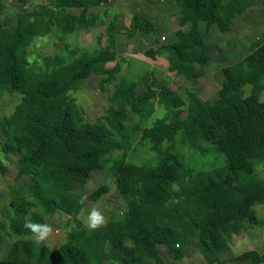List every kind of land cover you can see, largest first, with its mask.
Wrapping results in <instances>:
<instances>
[{"label":"trees","instance_id":"obj_1","mask_svg":"<svg viewBox=\"0 0 264 264\" xmlns=\"http://www.w3.org/2000/svg\"><path fill=\"white\" fill-rule=\"evenodd\" d=\"M29 0H16L25 4ZM111 0H67L72 7L97 8ZM257 0H173L178 11L170 25L175 41L167 47V57L179 73L189 72L195 63L210 60L206 51L193 56L190 50L203 46V34L194 29L204 23L207 32L215 26L220 33L231 28L233 17L242 15ZM0 1V97L19 92L21 98L13 112L1 121L6 139L0 146L5 159L18 176H27L39 185L30 200L14 198L7 214L0 219V243L11 235L37 236L45 229V219L56 214L67 216L72 229L57 248L40 243L38 264H146L160 261L159 245L170 246L178 234L194 236L205 264H220L219 255L227 250V233L261 227L262 217L255 206L264 204V179L257 182L255 165L264 162V37L237 62L222 68V80L213 103L186 102L175 90L163 85L143 92L137 83L117 75L116 16L106 24L103 42L89 52L77 47L38 60L27 58L37 37L47 34L59 39L93 27L97 17L55 15L49 7H35L17 17L13 30L2 26ZM137 32L155 35L153 22L133 14L126 37ZM159 48V47H158ZM156 49L146 51L153 58ZM102 77L100 88L113 83L112 97L118 103L101 121L90 123L70 100L77 82L90 74ZM249 85V94L243 87ZM156 103L170 111L169 118L145 120L154 113ZM129 108L139 124L127 129ZM185 108L178 118L175 111ZM191 146L199 141L212 144L225 157V164L204 171L188 168L174 149L176 137ZM118 137V139H117ZM155 153V163L138 182H131L132 163L125 160L127 150L144 144ZM164 145H166L164 147ZM122 150L119 161L109 158L110 150ZM111 164V165H110ZM118 165L114 184L125 210L111 216L102 233L87 246L80 238L81 222L76 218L90 196L82 197L77 188L97 168ZM106 191L103 186L94 194ZM137 191V192H135ZM249 264L264 262V254L246 250L236 257ZM30 257L12 249L0 264H30Z\"/></svg>","mask_w":264,"mask_h":264},{"label":"rangeland","instance_id":"obj_2","mask_svg":"<svg viewBox=\"0 0 264 264\" xmlns=\"http://www.w3.org/2000/svg\"><path fill=\"white\" fill-rule=\"evenodd\" d=\"M0 1L5 5L2 11V26L6 30H13L17 17L35 7H49L58 16L71 14L86 17L89 13L96 15L97 22L93 27L82 29L64 39H59L55 34L37 37L28 49L27 58L30 61L38 60L39 65L43 56L60 53L62 45H67L69 49L77 47L89 52L93 51L98 47L99 40L103 42L107 22L116 16V28L119 31L116 40L118 57L109 61L106 64L107 68H112L117 62L121 68L117 74L118 78L135 81L138 94L143 92L144 84L148 82L154 89L163 85L169 86L186 102L194 98L198 103L204 104L207 101L213 103L217 99V91L221 85L222 68L243 58L264 37V0H257L242 15L233 17L231 28L226 33H220L215 26L206 32L204 23L199 22L194 29L203 34L204 45L191 49L190 54L195 57L204 50L209 54L210 60L205 64L195 63L189 72L179 73L170 65L167 57V47L176 39L169 26L178 19V11L173 0H111L107 5L97 8L72 7L67 0H29L25 4H19L16 0ZM133 14L148 16L157 29L156 34L145 35L137 32L132 37H126L124 33L129 27V19ZM156 48L157 53L153 58L146 56L147 50ZM101 79V76L92 73L77 82L76 88L70 94V100L90 123L101 121L102 117L107 116L111 107L118 106L117 101L112 97L113 83L105 85L102 90ZM249 91V85L243 87L244 95L249 94ZM20 98L19 92H5L0 97V146L6 139L1 121L11 115ZM259 101L264 102V91L260 93ZM127 114L129 116V121L125 124L127 129L139 124V117L129 108ZM175 114L181 118L186 114V110L177 109ZM169 116L170 111L156 103L154 113L144 121V125H150L158 118L172 117ZM174 149L182 156L184 164L195 171H206L225 164L224 155L208 142L199 141L191 146L178 135ZM122 153L121 149L114 147L108 156L111 160L119 161ZM124 156L125 160L133 165L130 178L133 189L137 190L139 179L155 163V153L145 143L127 150ZM118 165L93 170L77 188L82 197L90 196V200L85 201L83 210L76 216L81 222L78 229L79 236L87 246L93 244L94 239L102 233V226L108 218L111 216L117 218L125 210V204L114 184ZM254 173L260 184L264 179V162L255 165ZM103 186L106 188L105 192L94 194L95 190ZM38 188L39 185L31 178L18 176L15 166L4 158L0 150V219L5 213L7 214L9 201L14 198L30 200V195ZM93 210L98 211L103 217V223L96 228L88 226L90 213ZM255 211L264 220V204L256 205ZM70 219L56 214L45 219V229L37 236L11 235L0 243V262L7 258L12 249H15L18 253H25L30 257V264H38L40 243L50 248H57L66 240V235L72 229ZM226 239L227 248L230 249L220 254L221 264H247L236 260V257L246 250L264 253V223L261 227H253L247 231L241 229L235 233L229 232L226 234ZM196 242L197 239L193 235L178 234L170 246L156 247L160 261L146 260V264H205L198 253Z\"/></svg>","mask_w":264,"mask_h":264},{"label":"clouds","instance_id":"obj_3","mask_svg":"<svg viewBox=\"0 0 264 264\" xmlns=\"http://www.w3.org/2000/svg\"><path fill=\"white\" fill-rule=\"evenodd\" d=\"M102 223H103L102 215L98 211L93 210L90 213V223H89L88 226L91 227V228H96Z\"/></svg>","mask_w":264,"mask_h":264},{"label":"crops","instance_id":"obj_4","mask_svg":"<svg viewBox=\"0 0 264 264\" xmlns=\"http://www.w3.org/2000/svg\"><path fill=\"white\" fill-rule=\"evenodd\" d=\"M144 17H146V16H144ZM147 18L148 19H150L148 16H147ZM151 20V19H150ZM152 21V20H151ZM170 26V25H169ZM155 29H156V27H155ZM156 31H157V29H156ZM140 33V32H139ZM145 35H147V34H145ZM245 231H247V230H245ZM227 249H230V247H228ZM197 250H198V248H197ZM226 251V250H225ZM225 251H223V252H225ZM223 252H221V253H223ZM198 253H199V251H198ZM220 253V254H221ZM259 253V252H258ZM259 254H264V253H259ZM240 255V254H239ZM238 256V255H237ZM219 258H220V264H221V255H219ZM237 260V259H236ZM240 261V260H239ZM244 262H247V261H244ZM247 264H249L248 262H247Z\"/></svg>","mask_w":264,"mask_h":264}]
</instances>
